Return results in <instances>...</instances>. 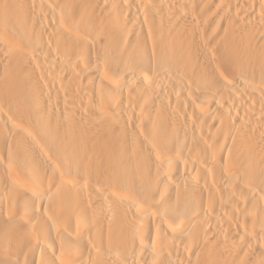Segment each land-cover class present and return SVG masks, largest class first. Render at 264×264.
<instances>
[{
  "label": "bare ground",
  "instance_id": "1",
  "mask_svg": "<svg viewBox=\"0 0 264 264\" xmlns=\"http://www.w3.org/2000/svg\"><path fill=\"white\" fill-rule=\"evenodd\" d=\"M0 264H264V0H0Z\"/></svg>",
  "mask_w": 264,
  "mask_h": 264
}]
</instances>
